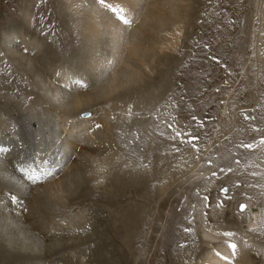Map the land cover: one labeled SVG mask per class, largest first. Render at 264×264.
<instances>
[{"label":"rangeland","instance_id":"374dc122","mask_svg":"<svg viewBox=\"0 0 264 264\" xmlns=\"http://www.w3.org/2000/svg\"><path fill=\"white\" fill-rule=\"evenodd\" d=\"M123 1L127 7L120 5L126 15L130 12L132 17H127L132 19L131 26L110 17V26L123 34L106 27L92 36L83 24L95 0H0V42L6 33L16 35L11 50L6 55L0 51L2 132L11 133L36 111L35 115L43 118L50 116V137L61 131L55 143L63 140L67 147L72 145L73 152L85 151L83 146L97 151L92 153L94 160L83 156L90 174L85 172V178L71 175L69 181H63L61 190L53 193L56 200L41 187L39 198L32 200L45 203V212L38 207L28 210L25 200L15 205L10 198L17 197L13 192L31 186L17 173L18 166L30 159L18 140L21 133L15 137L22 149L16 143L17 148H13L18 151L0 158V264H201L204 258L217 256L214 250L220 251L218 244L230 238L245 249L238 252L237 248L235 256L230 251L229 258L222 261L231 263L245 255L238 264H264V252L258 249L264 248V0H175L178 12L176 7L174 10L180 18L176 25L174 21L168 25L152 20L155 16H147L149 11L145 14L154 0ZM99 10L101 14L93 21L106 26L104 11ZM141 21L146 25L136 26ZM20 35H28L31 43L40 41L43 51L26 53ZM131 44L136 46L133 58L126 53ZM12 49L27 55L31 62L16 61L9 54ZM99 55L105 57L103 63L96 64ZM66 64L75 72L73 75L83 79L88 78L85 71H91L94 64L99 70L105 66L107 78L122 65L123 80L128 84L139 81L134 90L125 92L126 97L116 101L121 106L116 109L114 104L110 107L107 95L98 96L106 85L92 80L94 98L86 97L89 105L83 112H90L102 127L96 128L92 121L89 126L94 130L87 141V136L77 130L66 134L57 122L62 115L60 101L80 89L60 82L67 72ZM86 84L82 91L90 88ZM83 112H73L68 121L81 118ZM54 123L61 130L54 129ZM177 131L185 135L177 137ZM187 133L199 137L195 148L181 142L188 139ZM8 142L4 139L0 146H11ZM245 144L253 147H243ZM151 153L157 159L153 160ZM68 157L71 152L66 154L64 164ZM57 171L48 180L60 181ZM120 179L123 182L118 183ZM112 180H118L115 182L119 186ZM134 184H139L138 188ZM223 187L227 193L220 191ZM29 190L27 198L32 195ZM221 202L223 206L218 207ZM239 202L260 210L262 218L254 236L241 229L246 225L245 216L235 219V212L242 214L237 211ZM218 230L235 235L219 236ZM242 234L252 238L257 249L251 244L241 246L238 238ZM205 251L211 254L205 256Z\"/></svg>","mask_w":264,"mask_h":264},{"label":"bare ground","instance_id":"6f19581e","mask_svg":"<svg viewBox=\"0 0 264 264\" xmlns=\"http://www.w3.org/2000/svg\"><path fill=\"white\" fill-rule=\"evenodd\" d=\"M93 1V0H92ZM134 1H136V0H134ZM177 1V3L180 1L181 2V0H176ZM109 2H111V3H114V4H116V3H118V5H120L121 3H122V5L124 6L126 3H123L124 1L123 0H109ZM126 2H127V0H126ZM175 0L174 1H172V0H154V2H153V7H149V8H145L146 10L147 9H149V10H147V12L145 13V14H147L148 13V11L149 12H151V13H149L147 16H155V18H153L152 20H155V21H157V19H159L160 20V22H162V23H167L168 25H170L171 23H172V21H174L175 23H174V25H176V23L180 20V18H178V16H176V14H178L177 12V3L175 2ZM89 4V3H88ZM139 4H140V2H139ZM152 3H150V5H151ZM177 5V6H176ZM121 6V5H120ZM122 6V7H123ZM134 6H136V5H134ZM152 6V5H151ZM185 6V5H184ZM91 8H89V11L90 12H88V16H89V19L88 20H85L84 21V24H83V26H84V29H85V31H87V33H88V35L90 34V33H92V36L94 35H96V33L97 34H99V32L100 31H102V30H104L106 27H110L109 28V30L110 29H112L111 31L112 32H114V31H116L117 32V29L115 28H113V27H111L110 25H111V23H109L110 22V20H111V18L110 17H112L111 16V14L110 13H107L105 10H103L104 11V13L102 14V16H105V18L107 19V24H106V26L103 24V23H100V25H99V23L98 22H96V21H93V19H97L98 18V16L101 14V10H99V6L97 7V4H91V6H90ZM125 7V6H124ZM126 7H127V4H126ZM138 7V6H137ZM174 7H176V9L174 8ZM133 8V7H132ZM131 8V9H132ZM177 11H175V10ZM184 9V8H183ZM130 10V9H129ZM128 10V11H129ZM145 10V11H146ZM179 10H180V8H179ZM262 10V9H261ZM260 10V8H259V16H260V14H261V11ZM145 11H143V12H145ZM129 15H127L128 17H130L131 15H130V12H127ZM126 14V13H125ZM66 15V14H65ZM144 15V14H143ZM142 15V16H143ZM67 16V15H66ZM101 17V16H100ZM132 17V16H131ZM145 17V16H144ZM143 17V18H144ZM151 17L149 18V19H151ZM157 17V18H156ZM142 18V19H143ZM108 19H110V20H108ZM115 19V18H114ZM146 19V18H145ZM132 20V19H131ZM148 20V19H147ZM146 20V21H147ZM151 20V21H152ZM140 21V20H139ZM150 22V21H149ZM64 23V22H63ZM68 23V22H67ZM112 23H113V20H112ZM82 24V23H81ZM137 24V23H136ZM149 24V23H148ZM114 25H116V24H114ZM119 25V24H118ZM139 25H143V26H145L146 24L144 23V21H141V23L139 22L138 23V25H136V26H138L139 27ZM163 25H165V24H163ZM82 26V27H83ZM135 26V27H136ZM165 26H167V25H165ZM115 27V26H114ZM121 27V26H120ZM119 26L117 27V28H120ZM126 27V26H125ZM138 27H136V28H138ZM122 28V27H121ZM65 29V28H64ZM98 29V30H97ZM123 29H125L124 27H123ZM139 29V28H138ZM142 29H143V27H142ZM83 30V29H82ZM119 30V29H118ZM134 30V28L133 29H130V31H133ZM140 30V29H139ZM68 31V29L66 30V32ZM120 31H121V29H120ZM141 32V31H140ZM10 33V32H9ZM9 33H6V34H4L3 36H2V40H1V42H0V51L2 52V54H5V52H7V51H9V50H11V44L10 43H14L15 42V38H16V35L15 34H9ZM68 33V32H67ZM85 33V32H84ZM117 33H120V35H122L123 34V32L121 31V32H117ZM116 34V33H115ZM71 35V34H70ZM87 35V36H88ZM125 35V34H124ZM21 36V39H20V41H21V44H23L24 45V47H26L29 51L28 52H31V51H33V50H35L36 51V53L37 54H39L40 52H42L43 51V48H41V43H39L40 41H38V42H36V43H31V42H29V40H28V35L26 36V35H20ZM85 36V35H84ZM72 37V36H71ZM118 37V36H117ZM38 38V37H37ZM85 39V38H84ZM14 40V41H13ZM37 40V39H36ZM125 40V39H124ZM138 42H140V41H138ZM172 42H173V40H172ZM12 43V44H13ZM87 44V43H86ZM111 44H112V42H111ZM123 46L124 45H127V44H123V43H121ZM133 44V43H132ZM132 44H131V47L128 49V48H126V49H128L127 51L128 52H126V53H128V54H130V55H132V58H133V56H134V54H135V51H136V46H132ZM140 44V43H139ZM130 45V44H129ZM137 45H138V43H137ZM123 46H121V49L123 50ZM140 46H141V44H140ZM127 47V46H126ZM99 49V48H98ZM116 49V48H115ZM45 50V49H44ZM97 50V49H96ZM98 51V50H97ZM100 51V50H99ZM118 51H120V50H118ZM118 51H117V53H118ZM142 51V50H141ZM139 52V51H138ZM36 53L35 54H33V60H32V62L35 60L34 59V57L36 56ZM141 53V52H140ZM145 53H146V51H145ZM145 53H144V55H145ZM11 56H13L14 57V59L16 58L17 60L16 61H18V60H21V61H26V59L28 60V61H30L29 60V58H28V56L27 55H23V54H20V51H18V50H16V49H12V51L9 53ZM139 54V53H138ZM142 54H143V52H142ZM6 55V54H5ZM127 55V54H126ZM41 56H42V54H41ZM100 56V55H99ZM104 55H102V56H100V58L98 59V61H97V63L96 64H98V63H103V62H101V60H102V57H103ZM145 56H148V55H145ZM30 58H32V56H29ZM96 57V56H95ZM105 57V56H104ZM113 57V56H112ZM119 57V56H118ZM123 57V56H122ZM128 57V56H127ZM144 57V56H143ZM37 59L39 58V57H36ZM91 58V54H90V56H88V58L87 59H90ZM13 59V58H12ZM41 59H43V58H41ZM40 59V60H41ZM137 59V58H136ZM135 58H134V60H136ZM94 60V59H93ZM104 60H105V58H104ZM106 60H107V54H106ZM124 60H125V58H124ZM13 61H15V60H13ZM20 61V62H21ZM84 61V60H83ZM92 61V60H91ZM108 61H110V59L108 60ZM129 61V60H128ZM31 62V61H30ZM38 62V61H37ZM43 62V61H42ZM41 62V63H42ZM89 62V61H88ZM93 62H95V61H93ZM127 62V61H126ZM136 62V61H135ZM28 63V62H27ZM75 63H77V61H75ZM91 63V62H90ZM146 63V62H145ZM145 63H143V64H145ZM25 64V63H24ZM50 64V63H49ZM96 64H94L93 66H92V70L90 71V69H88V71L86 70L85 72L87 73L86 74V77H88V78H80V77H76V76H78V75H73L75 72L66 64V68H67V74L65 73V72H63V73H65V75H64V77L62 78V79H60V82H62V84L63 83H65V84H67V86L69 85H74V84H72V81L74 80V79H82V80H84V82L85 83H88V85H90V88L89 89H86L85 91H82L81 90V87H79L80 89L79 90H76V91H73V90H70V91H73V92H67V91H65V90H63V89H61L62 91H64L65 93H69V95L68 96H66L65 97V99H63V100H61L60 101V104H61V106H62V115H61V118H60V121H59V118L58 117H56V118H58L57 119V122L58 123H60L61 122V124H62V129L64 130V132H66V134L67 133H69L70 131H73V130H77L78 132H81L80 133V135L82 134V135H85V136H87L86 137V140H84V141H87L88 140V136H90L91 135V133L90 132H93L92 131V129L94 130V128H92L91 129V126H89V124L90 123H92V121L95 123V122H98L97 120L98 119H96L93 115L91 116V119H81V118H79V119H73V120H71V121H68L69 120V118L73 115L74 116V114H73V112H76L77 114L79 113V112H83V111H85L86 110V108H87V106L89 105V101H88V99L86 98V97H88V96H90V97H92V98H94V95L91 93V90H95L96 88L94 87V86H91L94 82H99V83H101L102 85H106V88L105 89H101L100 91H99V95L98 96H104V95H107V101L109 102V101H111V105H110V107H112V105L114 104L115 105V108L117 109V107L118 108H120L121 106H119L117 103H116V101L117 102H120L121 100V98H123L124 96L126 97V95H124V94H126L125 92H127V91H132V90H134L136 87H137V85H138V83H139V81H138V83H134V84H131L129 81V83L130 84H128L127 83V80L125 81V80H123V75L125 74V70H123V67H122V65H120L119 66V68H117V69H115L114 70V72H113V75H111V76H109L108 78H107V76L104 74L105 73V70H106V68H105V66H103L102 67V70H99V66L98 65H96ZM105 64V63H104ZM129 64V63H128ZM59 65V64H58ZM71 65V64H70ZM108 65H110V64H108ZM21 66V65H20ZM26 66V65H25ZM72 66V65H71ZM83 66V65H82ZM135 66V65H134ZM35 67V66H34ZM34 67H32L33 69H34ZM58 67V66H57ZM97 67H98V69H97ZM47 68V67H46ZM51 68V67H50ZM56 68V67H55ZM62 69L64 68V66H62L61 67ZM25 69H27L26 67H25ZM36 69V68H35ZM99 70L98 72H95V70ZM108 70H109V67H108ZM27 71V70H26ZM34 72H35V70H33ZM37 71V70H36ZM78 71V70H77ZM72 72H74L73 74H72ZM39 72H37V74H38ZM84 73V72H83ZM107 73V72H106ZM109 73V72H108ZM27 75V74H26ZM39 75H41V74H39ZM81 75H82V72H81ZM95 75V76H94ZM127 75V74H126ZM33 76V75H32ZM37 76V75H36ZM42 76V75H41ZM127 77H129V76H126V78ZM130 77L132 78V76L130 75ZM129 77V78H130ZM94 78V79H93ZM58 79V78H57ZM125 79V78H124ZM92 80H94L93 81V83H92ZM136 80V79H135ZM134 80V82H136ZM155 80V79H154ZM38 81V80H37ZM59 81V80H58ZM106 81V82H105ZM51 82V81H50ZM60 82H58L57 84L58 85H60ZM33 83V82H32ZM52 83V82H51ZM127 84V85H126ZM49 85H51V86H53L52 84H49ZM57 85V86H58ZM57 86H55L57 89H59ZM54 87V88H55ZM61 87V86H60ZM51 88H53V87H51ZM67 89V88H66ZM82 89H84V88H82ZM32 90V89H31ZM75 90V89H74ZM54 91H55V93H56V89H54ZM53 91V92H54ZM61 91V92H62ZM29 93H31V91H28ZM57 92H58V90H57ZM59 92H60V90H59ZM58 92V93H59ZM61 92H60V94H61ZM31 94H33V93H31ZM56 96V95H55ZM62 96V95H61ZM60 96V97H61ZM110 96H113V97H110ZM128 96V95H127ZM100 97H98V98H96V99H99ZM39 98V97H38ZM53 98V97H52ZM128 98V97H127ZM55 100V99H54ZM120 100V101H119ZM41 102H42V100H40ZM107 102V103H108ZM129 102V101H128ZM120 104V103H119ZM58 105V104H57ZM52 106V105H51ZM60 106V107H61ZM123 106H125L124 104H123ZM30 107V106H29ZM113 108V107H112ZM34 109V108H33ZM125 109H126V107H125ZM108 110H110L109 108H108ZM35 112L36 111H34V112H32L31 113V116H27L28 114H25V116H27V118H25V120H24V122H23V125H19V126H15V127H13V131L11 132V133H3L2 132V130L4 129V127H5V122L4 123H2V122H0V145H3L2 143H3V140L5 139L7 142L9 141L10 142V144L12 143V148H10L11 146L10 145H8L9 147H7V148H9V149H11V151L9 152V153H4V154H0V158H2L3 157V159L4 158H6V156H7V154H11V152H13L14 150H17L18 151V149H14L13 147L15 146V144L17 143L18 145H16V146H19V142H15V141H18V140H20L21 142H20V144H22L23 146H25L24 147V150H25V152H26V155H28L27 156V158L29 157V161H25V163H24V165H27L28 163H30V162H32V160H33V158L35 157L36 158V160H35V165H38L39 163V167H40V169H42V170H50V171H56V170H58L57 171V174H59L58 176V178H59V180L60 181H55L54 179H51V180H48V181H46V182H44V183H39V184H36V185H33V184H31V183H29L27 180H25L26 181V183H28L29 185L28 186H30L33 190H31V188L29 187V189H27V190H23L22 192H20V193H16V192H13L14 193V195H16L17 194V197H16V199H15V205H20L24 200H25V207L28 209V210H30V209H37V207H38V209H42V210H44V208H45V206H47L45 203H43L42 201H39V202H37V200L36 201H33L32 199L33 198H37L38 197V195L40 196V194H38V193H40V189H41V187H44L45 188V192H50V194H51V198L52 199H54V200H56V197H55V194H53V193H56L58 190L60 191L61 190V188H62V186H59V185H61L62 183H63V181H65L67 178H68V181H69V178L71 177V175L73 176H77V175H81V176H83L84 174H85V172H87V173H89L90 171H89V166L85 163V161H84V159H83V156L85 155L87 158H85V159H87V160H89V159H91V160H94V159H92V153H94V154H96V152L97 151H95V148H93V147H85V146H83V148H85V151H78V152H73L72 151V149H71V147L70 146H72V145H70V146H68L67 147V144H64L63 143V140H60L59 142H57V143H55V140L58 138V136L61 134L60 132L61 131H59V132H57L56 133V136L54 137V136H51L50 137V135H49V128H48V125H49V122H48V117H50L49 115H46V117L45 118H43L42 116H40V115H35ZM42 111L40 110V112H39V114L41 113ZM37 113V112H36ZM43 113H45V112H43ZM51 115H52V113H51ZM58 116V115H57ZM77 115H75V117H76ZM81 117V116H80ZM4 119V118H3ZM20 119H21V117H20ZM22 120H23V118H22ZM53 122H55V120H52ZM107 122V121H106ZM22 123V122H21ZM7 124V123H6ZM9 124H11V123H9ZM20 124V123H19ZM96 124V123H95ZM108 126V125H107ZM9 127H10V125H9ZM53 127H54V129H56L55 127H57V125L54 123V125H53ZM58 128V130L60 129L59 127H57ZM12 129V128H11ZM5 130V129H4ZM7 130V129H6ZM57 130V129H56ZM55 130V131H56ZM61 130V129H60ZM53 131V130H52ZM2 132V133H1ZM54 132V131H53ZM52 132V134L53 135H55V133H53ZM21 133V135H20V137H19V139L17 140V138L15 139V137L17 136H19V134ZM71 133V132H70ZM6 134V135H5ZM51 134V135H52ZM46 136V137H45ZM61 136V135H60ZM53 137V138H52ZM77 138V137H76ZM82 138H83V136H82ZM91 138V137H90ZM14 139V140H13ZM80 139V137H78L76 140L78 141ZM65 140V139H64ZM67 141V140H66ZM80 141V140H79ZM92 141V140H91ZM107 141V140H106ZM8 142V143H9ZM66 143V142H65ZM5 145L6 144H4V146H2V147H5ZM14 145V146H13ZM108 145V147H109V145H110V143L109 144H107ZM15 146V147H16ZM1 147V146H0ZM17 148V147H16ZM18 148H21L20 146L18 147ZM99 148V147H98ZM97 148V149H98ZM22 149V148H21ZM106 149H108V148H106ZM102 150V149H101ZM100 151V150H99ZM104 151V150H103ZM107 151V150H106ZM106 151H104V152H106ZM46 152H47V154H46ZM71 152V157H68V158H70L69 160H68V162H66L67 164H64V160H65V157H66V154L67 153H70ZM107 153V152H106ZM37 154H39L38 156H37ZM97 154H99V157L101 158L102 156L100 155V153H97ZM105 154V153H104ZM104 154H103V156H104ZM111 153H109V155H110ZM152 154V153H151ZM260 154V153H259ZM106 155V154H105ZM109 155H107V156H109ZM117 155V154H116ZM153 155V156H152ZM151 156L153 157V160L154 159H157V155L156 154H152ZM114 156V155H113ZM118 156V155H117ZM94 157V156H93ZM105 157V156H104ZM98 158V157H97ZM2 159V160H3ZM96 159V158H95ZM152 159V158H151ZM106 160H108L107 158H106ZM4 161V160H3ZM90 161V160H89ZM101 161H103V160H101ZM101 161H96V162H101ZM152 161V160H151ZM6 162V161H5ZM22 162H23V160H22ZM36 162H38V164H36ZM92 162V161H91ZM104 162V161H103ZM109 162V161H108ZM8 163V162H7ZM19 164V163H18ZM23 164V163H22ZM151 164H153L152 162H151ZM7 165V164H6ZM16 165V164H15ZM14 165V166H15ZM34 165V166H35ZM101 165H103L102 164V162H101ZM107 165V164H106ZM264 165V164H263ZM96 166H98L97 164H96ZM107 167V166H106ZM115 167V166H114ZM16 168V167H15ZM99 168V167H98ZM100 168H101V166H100ZM103 168V167H102ZM111 169V168H110ZM153 169V168H152ZM114 170V169H113ZM118 170V169H117ZM154 170V169H153ZM152 170V171H153ZM79 172V173H78ZM84 172V173H83ZM97 172L98 173H96L95 172V175H100V172H99V170H97ZM118 172V171H117ZM17 173H18V171H17ZM92 173H94L93 171H92ZM91 173V174H92ZM90 174V173H89ZM107 174H109V173H107ZM117 174V173H116ZM262 174H263V172H262ZM4 175H6V176H8L7 175V173H5ZM15 175V174H14ZM68 175H70V176H68ZM98 175H97V177H98ZM122 175V174H121ZM151 175V174H150ZM154 175V174H153ZM2 176V175H1ZM5 176V177H6ZM86 176V175H85ZM261 176V175H260ZM20 177V176H19ZM84 177V176H83ZM90 177V176H89ZM96 177V178H97ZM123 177V176H122ZM262 177H264V174L262 175ZM9 178H10V176H9ZM85 178V177H84ZM3 179V178H2ZM17 179H20V178H18L17 177ZM263 179V178H262ZM261 179V180H262ZM22 180V182L24 181L23 179H21ZM21 180L19 181V183L18 184H20L21 185ZM75 181H79V180H76V179H74ZM93 180V179H92ZM97 180V179H96ZM257 180H259V178L257 177ZM260 180V181H261ZM24 181V182H25ZM90 181V180H89ZM113 181V180H112ZM115 181H118V180H114L113 181V184H116L115 186H119V185H117L118 183H120V182H123V179H120L119 180V182L117 183V182H115ZM264 181V180H263ZM263 181H261V183L260 184H263L262 182ZM259 182V181H258ZM142 183H144L145 184V181H143ZM6 184V183H5ZM44 184L45 185H48L47 187L46 186H44ZM80 184V183H79ZM133 184V183H132ZM20 185H17V186H20ZM136 184H134V188L135 187H137V185L139 186V184H137L136 186H135ZM142 185V184H141ZM141 185H140V187H141ZM264 185V184H263ZM23 186H25V185H23ZM28 186H26V187H28ZM82 186V185H81ZM86 187H87V185H85ZM113 186V185H112ZM121 186V185H120ZM21 187V186H20ZM20 187H18V188H20ZM25 187V188H26ZM9 188V187H8ZM17 188V189H18ZM22 188V187H21ZM88 188V187H87ZM119 188V187H118ZM138 188V187H137ZM15 189V188H14ZM75 189V188H74ZM21 189H19L18 191H20ZM32 191V195L30 196V197H28L27 198V196H26V192L27 191ZM17 191V192H18ZM85 192H86V190H85ZM141 192V191H140ZM86 195V194H85ZM33 196V197H32ZM46 196H49V195H46ZM57 196V195H56ZM84 196V195H83ZM19 197H20V199L21 198H24V199H21V200H19ZM86 197H87V195H86ZM106 197V196H105ZM11 198V197H10ZM27 198V199H26ZM39 198V197H38ZM115 198V197H114ZM2 201V200H1ZM13 201V200H12ZM13 203V202H12ZM2 204V203H1ZM245 204V203H244ZM139 206V205H138ZM18 207V206H17ZM16 207V208H17ZM47 208V207H46ZM139 208V207H138ZM138 208H137V210H138ZM9 209V208H8ZM25 209V208H24ZM26 209V210H27ZM48 209V208H47ZM50 209V208H49ZM54 209V208H53ZM26 210H24V211H26ZM201 211V210H200ZM238 211V210H237ZM23 212V211H22ZM27 212V211H26ZM29 212V211H28ZM34 212V211H33ZM44 212H45V210H44ZM60 212V211H59ZM238 212H241V211H238ZM129 213V212H128ZM8 214V213H7ZM19 214V213H18ZM21 214V213H20ZM27 214V213H26ZM51 214V213H50ZM134 214V213H133ZM200 214H202V213H200ZM15 215V214H14ZM45 215V214H44ZM126 215H127V211H126ZM131 215V214H130ZM197 215H198V213H197ZM18 216V215H17ZM128 216V215H127ZM213 217H214V214L212 215ZM216 216V215H215ZM234 216H235V219H237L238 217H246V219H247V221L245 220V222H246V225H243V227L241 228V229H246V230H248V231H250L251 232V236H254V234H257V230L259 229L258 228V222L261 220V214H260V210L258 209V207H251V205L248 203L247 204V208L242 212V214H239V213H237V212H235L234 213ZM14 217V216H13ZM28 217V216H27ZM221 217V216H220ZM18 218V217H17ZM131 218V217H130ZM135 218V217H134ZM218 218H219V216H218ZM23 219V218H22ZM220 219V218H219ZM240 219V218H239ZM124 220V219H123ZM214 221L215 220H217V218L216 219H213ZM238 220V219H237ZM13 221V220H12ZM17 221V220H16ZM129 221H130V219H129ZM121 222H123V221H121ZM124 222H126V220L124 221ZM123 222V223H124ZM244 222V223H245ZM124 224H126L127 225V222L126 223H124ZM212 224V223H211ZM121 225H123V224H121ZM197 225V224H196ZM210 226V225H209ZM216 226H218V225H216ZM126 227V226H125ZM212 227V226H211ZM203 228V227H202ZM217 228V227H216ZM221 228V227H220ZM204 229V228H203ZM213 229V228H212ZM215 229V228H214ZM222 229H225V228H222ZM126 230V229H125ZM217 230V229H216ZM205 231V230H204ZM224 231H226V230H224ZM224 231H222V230H218L217 232H216V234H219V236H221V234H223L224 233ZM233 231H234V229H233ZM203 233V232H202ZM208 234V233H207ZM250 236V237H251ZM257 236V235H256ZM237 237V236H236ZM219 238V237H218ZM228 238V237H227ZM69 239V238H68ZM231 239V238H230ZM230 239H226V241L224 242V243H222L221 244V242H220V244H218L219 246H220V251L218 250V249H216V250H214V253L217 255L218 253H219V255H217V256H212L211 255V259H208V257H207V259H203V261H202V263L201 264H209V262L211 263V264H238L239 262H240V260L241 261H244L245 259H246V257L247 256H245L244 255V252H243V254L242 255H244L243 256V258H237V259H234L231 263H229V262H224V261H222V260H227V259H224L223 257H228L229 258V254H230V249H229V247H228V243L229 242H233L232 240H230ZM72 240V239H71ZM238 240H239V242H240V244H241V246L243 245H248V244H251V246L252 245H254L253 247H254V249H255V242H253V240H252V238H247L246 239V237H245V235H240V237L238 238ZM63 241H65V238H64V240L62 239V242ZM74 241V240H73ZM83 241V240H82ZM61 240H60V244L59 245H61ZM207 242V241H206ZM59 243V242H58ZM217 243V242H216ZM234 243V242H233ZM236 243V242H235ZM255 243V244H254ZM78 244V243H77ZM85 244V243H84ZM258 245V244H257ZM58 246V245H57ZM77 246V245H76ZM249 246V245H248ZM248 246H246V247H248ZM252 247V248H253ZM221 248H222V250H221ZM263 248V247H262ZM261 247L259 248V246H258V249H259V251L262 253V252H264V248L262 249ZM77 249V248H76ZM80 249V248H79ZM78 249V250H79ZM238 249H239V251L238 252H240V250H244L245 248H243V247H241V248H239L238 247ZM256 249H257V247H256ZM55 251V250H54ZM210 251V250H209ZM209 251H205L204 253H205V256H208V255H210L211 254V252H209ZM250 251V250H249ZM253 251H255V250H253ZM201 253H203V251L201 252ZM237 253V252H236ZM258 253V252H257ZM213 254V253H212ZM239 254V253H238ZM245 254H249V253H246L245 252ZM204 255V254H203ZM214 255V254H213ZM242 255H241V257H242ZM47 256V255H46ZM238 256V255H237ZM264 256V255H263ZM51 257V256H50ZM53 257V256H52ZM204 257V256H203ZM239 257V256H238ZM46 258V257H45ZM46 260V259H45ZM200 260H202V259H200ZM45 262H48V261H45ZM241 264V263H240ZM242 264H244V263H242Z\"/></svg>","mask_w":264,"mask_h":264},{"label":"snow or ice","instance_id":"6c2138e0","mask_svg":"<svg viewBox=\"0 0 264 264\" xmlns=\"http://www.w3.org/2000/svg\"><path fill=\"white\" fill-rule=\"evenodd\" d=\"M95 3L99 6L100 9L105 10L107 13H110L111 16L114 17L115 20L118 21L119 23L123 24L126 27L131 26L132 21L125 14V8L124 7H122L118 4L111 3V2H109V0H95ZM76 7L79 8V7H81V5H76ZM24 51L27 53L29 50L27 48H25ZM56 75L59 76L60 73L57 72ZM72 84H74L78 87H81V88L87 87V84L82 79H74L72 81ZM91 116H92V114L90 112L81 113V119H91ZM193 119L195 120V117H193ZM95 127L100 128L102 126L99 124H96ZM256 130H258V129H256ZM183 135H185V134L181 133L179 131L176 132L177 137H182ZM187 136H188V139L186 141L182 140L181 142L192 144V146L195 148L196 147L195 141H197L199 139V137L193 135L192 133H187ZM261 144H264V138L261 139ZM243 147L251 149L253 147V145L245 144V145H243ZM10 151H11V149H9L7 147H0V153H9ZM38 155L39 154H37V156ZM35 160H36V158L34 157L32 162L28 163L27 165L21 164L17 168V171L20 172L22 177L33 185L39 184V183L43 182L44 180L53 176L52 171L42 170V169H40V167L38 165H35ZM210 163L211 162L209 161V164ZM100 171H104V169L101 168ZM228 171H231V169L229 168ZM213 174L215 175V173H213ZM221 191L224 193H227L228 189L223 188V189H221ZM11 199L15 200L16 197L12 196ZM205 199H207V198H205ZM217 206L222 207L223 202H221V204H219ZM246 208H247V205H243V204L240 205V211L241 212H243ZM186 231H188V229H186ZM223 235L226 237H232L235 235V233L225 232ZM228 247H229V249H231L233 256H235V254L237 252L238 245L236 243L229 242ZM217 255H219V253ZM223 258L228 259V257H223Z\"/></svg>","mask_w":264,"mask_h":264},{"label":"water","instance_id":"95a60500","mask_svg":"<svg viewBox=\"0 0 264 264\" xmlns=\"http://www.w3.org/2000/svg\"><path fill=\"white\" fill-rule=\"evenodd\" d=\"M223 188H225V187H223ZM223 188H221V189H223ZM221 189H220V191H221ZM221 192H222V191H221ZM222 193H224V192H222ZM242 204L244 205L243 202H239V203H238V205H237V210H238V211H240V205H242Z\"/></svg>","mask_w":264,"mask_h":264}]
</instances>
